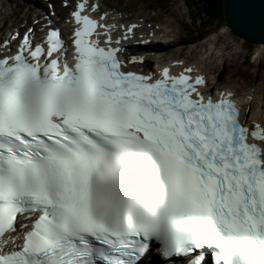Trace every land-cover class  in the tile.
<instances>
[{
  "label": "snow or ice",
  "instance_id": "obj_1",
  "mask_svg": "<svg viewBox=\"0 0 264 264\" xmlns=\"http://www.w3.org/2000/svg\"><path fill=\"white\" fill-rule=\"evenodd\" d=\"M83 10L71 63L58 31L0 56V264H140L150 242L182 264H264V128L201 77L123 70Z\"/></svg>",
  "mask_w": 264,
  "mask_h": 264
},
{
  "label": "rangeland",
  "instance_id": "obj_2",
  "mask_svg": "<svg viewBox=\"0 0 264 264\" xmlns=\"http://www.w3.org/2000/svg\"><path fill=\"white\" fill-rule=\"evenodd\" d=\"M171 8V14L173 20L167 22L170 30H173L169 37H173L175 30L173 24L175 22L183 23V34L180 41L178 38L171 39L163 45L168 44L167 51L175 50L179 54H192L204 59L207 62L208 67L214 66L224 67V71L220 76V79L224 82L228 80L224 77L225 73L233 72L238 73L234 88L238 92L249 90L254 88L258 91L257 98H255V111H258V105L260 102L264 104V43L261 46L260 57L253 59L251 57V50H256L257 43L254 41H247L243 43L242 39L232 33L230 27L226 23L221 24L216 31H213L207 37L201 40H193V30L190 27L189 10L187 9L184 0H169L165 1ZM183 14V15H182ZM214 30V28H213ZM168 37V36H167ZM259 44V43H258ZM252 45V46H250ZM255 52V51H254ZM250 62V65H245V59ZM216 69V68H215ZM252 111V109H251Z\"/></svg>",
  "mask_w": 264,
  "mask_h": 264
},
{
  "label": "water",
  "instance_id": "obj_3",
  "mask_svg": "<svg viewBox=\"0 0 264 264\" xmlns=\"http://www.w3.org/2000/svg\"><path fill=\"white\" fill-rule=\"evenodd\" d=\"M223 16L241 39L264 43V0H223Z\"/></svg>",
  "mask_w": 264,
  "mask_h": 264
},
{
  "label": "trees",
  "instance_id": "obj_4",
  "mask_svg": "<svg viewBox=\"0 0 264 264\" xmlns=\"http://www.w3.org/2000/svg\"><path fill=\"white\" fill-rule=\"evenodd\" d=\"M185 2L191 15L190 26L193 30L194 41L201 40L210 32L216 31L221 24H225L223 16V0H185ZM243 43L248 44L245 40ZM166 48L167 46L163 45L148 47V49L156 52H162ZM245 60V65H250L247 57Z\"/></svg>",
  "mask_w": 264,
  "mask_h": 264
},
{
  "label": "bare ground",
  "instance_id": "obj_5",
  "mask_svg": "<svg viewBox=\"0 0 264 264\" xmlns=\"http://www.w3.org/2000/svg\"><path fill=\"white\" fill-rule=\"evenodd\" d=\"M172 31L173 30H170V29H166L165 30V35L166 36H170L171 35V33H172ZM173 40V39H172ZM170 41V40H169ZM168 44H166V45H163V46H167ZM167 47H169V46H167ZM257 47H259V45L257 46ZM167 49V48H166ZM163 50L162 52H165V51H167V50ZM170 52H172L173 53V55H175V54H177L176 53V51L175 50H171ZM258 53V55L256 56V58H255V60L256 59H258L259 57H260V55H259V51H257ZM261 58V57H260ZM214 68H217V66H214ZM212 78V77H211ZM256 93H259L258 91H255V95H254V97H256ZM239 95V94H238ZM257 98V97H256ZM263 113H261L260 115H252L253 116V118H258V119H262V115ZM154 258V257H153ZM148 259V261H150V263H153V261H151V259L152 258H147Z\"/></svg>",
  "mask_w": 264,
  "mask_h": 264
}]
</instances>
